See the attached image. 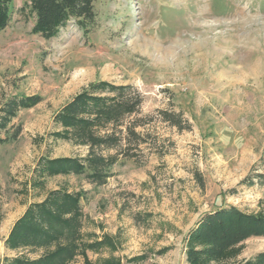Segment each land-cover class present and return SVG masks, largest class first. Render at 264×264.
Listing matches in <instances>:
<instances>
[{
	"label": "rangeland",
	"instance_id": "obj_1",
	"mask_svg": "<svg viewBox=\"0 0 264 264\" xmlns=\"http://www.w3.org/2000/svg\"><path fill=\"white\" fill-rule=\"evenodd\" d=\"M30 4L12 0L0 31V104L43 98L12 121L17 139L0 146V264L21 253L5 246L14 223L56 189L82 192L84 232L115 242L69 264H191L187 237L204 214L234 206L264 215V184L243 183L264 175V0H97L90 31L71 21L50 40L32 33ZM95 81L144 95L139 118L148 124L138 131L149 143L103 186L58 176L45 192H26L41 157L86 155L49 134L60 108ZM160 111L182 112L191 129ZM235 251L208 264H246L264 253V237Z\"/></svg>",
	"mask_w": 264,
	"mask_h": 264
},
{
	"label": "trees",
	"instance_id": "obj_2",
	"mask_svg": "<svg viewBox=\"0 0 264 264\" xmlns=\"http://www.w3.org/2000/svg\"><path fill=\"white\" fill-rule=\"evenodd\" d=\"M96 1L31 0L29 8L35 16L32 33L54 39L71 21L87 33L96 23ZM11 4L12 0H0V31L11 21ZM42 102L40 96H12L0 104V146L19 136L20 132L10 135L9 130L18 114ZM143 104L144 95L130 85L95 81L84 87L55 114L56 128L49 139L52 143L66 142L84 148L86 155L41 157L26 183V192H45L47 180L58 176L85 175L91 183L105 185L113 167L122 159H138L142 146L149 143V135L138 131L148 124L139 118ZM159 113L179 131L191 129L182 112ZM255 179L264 184L261 174L243 183L252 186ZM198 180L202 181V177L198 176ZM82 199V192L62 188L51 190L43 200L29 204L5 241L8 250L21 253L6 258L4 264H69L88 252L114 248L111 237L96 240L84 232ZM140 217L136 219L146 222ZM260 237H264V215L247 213L234 206L223 207L201 217L187 237V255L191 264L220 262L233 255L238 245ZM246 264H264V253Z\"/></svg>",
	"mask_w": 264,
	"mask_h": 264
}]
</instances>
